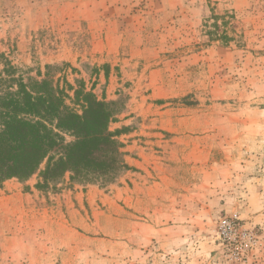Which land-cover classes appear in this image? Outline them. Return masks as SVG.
<instances>
[{"label": "rangeland", "instance_id": "rangeland-1", "mask_svg": "<svg viewBox=\"0 0 264 264\" xmlns=\"http://www.w3.org/2000/svg\"><path fill=\"white\" fill-rule=\"evenodd\" d=\"M7 63L118 103L129 169L0 183V264H264V0H0Z\"/></svg>", "mask_w": 264, "mask_h": 264}, {"label": "trees", "instance_id": "trees-1", "mask_svg": "<svg viewBox=\"0 0 264 264\" xmlns=\"http://www.w3.org/2000/svg\"><path fill=\"white\" fill-rule=\"evenodd\" d=\"M223 38L229 40L227 35ZM69 69L67 64L48 66L45 73L26 78L10 63L4 65L0 74V183L38 175L46 185L67 174L71 181L91 182L114 179L129 169L120 140L127 128L111 130L123 110L116 102L97 99L83 83L73 85Z\"/></svg>", "mask_w": 264, "mask_h": 264}, {"label": "crops", "instance_id": "crops-1", "mask_svg": "<svg viewBox=\"0 0 264 264\" xmlns=\"http://www.w3.org/2000/svg\"><path fill=\"white\" fill-rule=\"evenodd\" d=\"M127 156V155H126Z\"/></svg>", "mask_w": 264, "mask_h": 264}]
</instances>
